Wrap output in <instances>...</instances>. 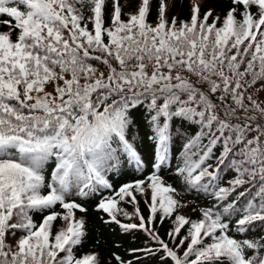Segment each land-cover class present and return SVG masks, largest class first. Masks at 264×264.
Returning a JSON list of instances; mask_svg holds the SVG:
<instances>
[{
    "label": "snow or ice",
    "instance_id": "obj_1",
    "mask_svg": "<svg viewBox=\"0 0 264 264\" xmlns=\"http://www.w3.org/2000/svg\"><path fill=\"white\" fill-rule=\"evenodd\" d=\"M262 93L264 0H0V264H105L79 252L96 196L156 264H264ZM167 171L213 200L197 219Z\"/></svg>",
    "mask_w": 264,
    "mask_h": 264
},
{
    "label": "trees",
    "instance_id": "obj_2",
    "mask_svg": "<svg viewBox=\"0 0 264 264\" xmlns=\"http://www.w3.org/2000/svg\"><path fill=\"white\" fill-rule=\"evenodd\" d=\"M208 6L214 7L217 12H222L228 7V0H208ZM186 11L181 12V15H187ZM264 95V93H262ZM139 120L142 121V117H138ZM149 131L144 124L141 122V126L139 129V138H143L144 133ZM150 144V142H147ZM147 147V144H146ZM179 160V154L177 153L176 159L172 161V168L174 169L176 163ZM211 162V161H210ZM224 176V182L222 186L227 185V181L232 178V174L230 172H225L222 174ZM111 177V182L113 183V187L118 190V186L122 183L133 182L136 179L145 178V173L135 172L134 170H129L127 175L121 176L116 173H109ZM165 180L173 184L180 191V195L183 197V203L186 205L181 213L189 215L192 219L198 218V209L202 207L210 206L213 203L211 198L205 197L202 193H197L195 191H186L185 186L181 183L180 179L176 176L174 171H167L164 173ZM111 190L104 191V195H109ZM137 199L139 201L138 207L141 209L142 213L147 216L148 209L144 202V197L139 195L138 193ZM79 199V198H77ZM99 196L96 197H88L82 202L87 207L88 211L85 214H81L77 212V216L81 215L84 217L87 228V235L83 242V245L79 249L80 253H88V252H99L104 259L105 264H116L115 260L112 258L111 253L115 252L126 262L131 261V264H156L155 261L151 259H146L142 254H132L130 252L133 248H141L145 246V237L141 232H122L119 227L115 224H105L104 219H107V215L102 211H97L95 208V204L98 202ZM120 207L126 211L134 210V206L130 203L121 201ZM196 209L197 211H193ZM58 212L62 211V209L57 208ZM103 217V219H102ZM122 221L128 222L121 215L119 217ZM34 219L39 222L41 217L36 215ZM236 217H233V220ZM132 222H138L136 220ZM64 226V222L62 220H57L55 222V230H59ZM172 228V219H165L163 223H157L156 229L161 235V237L165 240H168L170 246L173 245L174 242L169 240L167 235L168 231ZM185 230H182V235ZM252 234L264 235V227L259 229H253ZM230 235H234L237 239L244 238L241 234L235 233L234 231L230 233ZM244 236L251 238V234H244ZM178 243V240L175 242ZM186 247V245H185ZM137 256H140V259L137 260Z\"/></svg>",
    "mask_w": 264,
    "mask_h": 264
},
{
    "label": "rangeland",
    "instance_id": "obj_3",
    "mask_svg": "<svg viewBox=\"0 0 264 264\" xmlns=\"http://www.w3.org/2000/svg\"><path fill=\"white\" fill-rule=\"evenodd\" d=\"M134 210H132V211H127V212H129V213H132ZM181 214H184V212L183 213H181ZM134 221V220H133ZM132 222V221H131Z\"/></svg>",
    "mask_w": 264,
    "mask_h": 264
}]
</instances>
